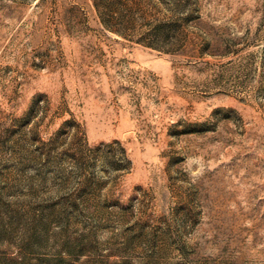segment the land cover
Returning a JSON list of instances; mask_svg holds the SVG:
<instances>
[{
    "label": "rangeland",
    "instance_id": "1",
    "mask_svg": "<svg viewBox=\"0 0 264 264\" xmlns=\"http://www.w3.org/2000/svg\"><path fill=\"white\" fill-rule=\"evenodd\" d=\"M0 264H264V0H0Z\"/></svg>",
    "mask_w": 264,
    "mask_h": 264
}]
</instances>
